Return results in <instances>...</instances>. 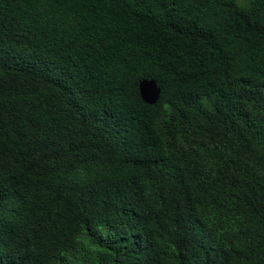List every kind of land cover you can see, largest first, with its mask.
Instances as JSON below:
<instances>
[{"label": "trees", "instance_id": "obj_1", "mask_svg": "<svg viewBox=\"0 0 264 264\" xmlns=\"http://www.w3.org/2000/svg\"><path fill=\"white\" fill-rule=\"evenodd\" d=\"M0 264H264V0H0Z\"/></svg>", "mask_w": 264, "mask_h": 264}, {"label": "water", "instance_id": "obj_2", "mask_svg": "<svg viewBox=\"0 0 264 264\" xmlns=\"http://www.w3.org/2000/svg\"><path fill=\"white\" fill-rule=\"evenodd\" d=\"M161 87L154 79H143L140 82V91L143 99L150 103L155 104L161 96Z\"/></svg>", "mask_w": 264, "mask_h": 264}, {"label": "rangeland", "instance_id": "obj_3", "mask_svg": "<svg viewBox=\"0 0 264 264\" xmlns=\"http://www.w3.org/2000/svg\"><path fill=\"white\" fill-rule=\"evenodd\" d=\"M238 4H243L244 0H237Z\"/></svg>", "mask_w": 264, "mask_h": 264}]
</instances>
